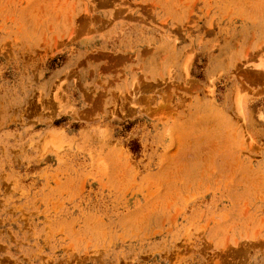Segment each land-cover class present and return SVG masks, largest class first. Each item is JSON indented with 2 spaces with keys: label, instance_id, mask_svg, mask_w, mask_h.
Listing matches in <instances>:
<instances>
[{
  "label": "rangeland",
  "instance_id": "rangeland-1",
  "mask_svg": "<svg viewBox=\"0 0 264 264\" xmlns=\"http://www.w3.org/2000/svg\"><path fill=\"white\" fill-rule=\"evenodd\" d=\"M0 264H264V0H0Z\"/></svg>",
  "mask_w": 264,
  "mask_h": 264
},
{
  "label": "bare ground",
  "instance_id": "bare-ground-1",
  "mask_svg": "<svg viewBox=\"0 0 264 264\" xmlns=\"http://www.w3.org/2000/svg\"><path fill=\"white\" fill-rule=\"evenodd\" d=\"M167 103V102H166Z\"/></svg>",
  "mask_w": 264,
  "mask_h": 264
}]
</instances>
